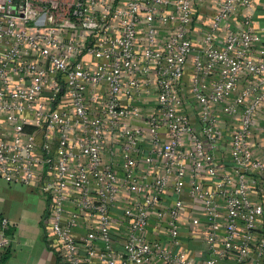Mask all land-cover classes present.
<instances>
[{
    "label": "built area",
    "instance_id": "obj_1",
    "mask_svg": "<svg viewBox=\"0 0 264 264\" xmlns=\"http://www.w3.org/2000/svg\"><path fill=\"white\" fill-rule=\"evenodd\" d=\"M260 1L0 0V178L52 202L62 264H196L187 197L204 264H262Z\"/></svg>",
    "mask_w": 264,
    "mask_h": 264
},
{
    "label": "crops",
    "instance_id": "obj_2",
    "mask_svg": "<svg viewBox=\"0 0 264 264\" xmlns=\"http://www.w3.org/2000/svg\"><path fill=\"white\" fill-rule=\"evenodd\" d=\"M212 5L202 9L200 22L206 23L209 13L213 10ZM253 13L255 26L263 28L264 0L255 6ZM263 122L264 109L258 111L256 125L261 128ZM133 123L139 125V122ZM226 153H228L227 149L222 150V155L225 156ZM256 154L259 156L260 152L258 151ZM184 202L181 218L182 241L177 250L185 252L196 264H204L205 235L203 227L194 226L190 222L192 210L200 206L188 197L184 198ZM130 206V200L127 197H122L114 210L115 218L119 219L124 210ZM51 212L52 202L42 195L37 185L32 187L10 185L0 178V221L7 219L10 222L7 234L12 237L11 246L0 252V264H60V251L50 228ZM157 216V214L153 215L148 235L152 239L160 238L169 243L170 241L163 230V223ZM117 224L119 223L117 222ZM121 230L118 228L117 232ZM262 264H264V260Z\"/></svg>",
    "mask_w": 264,
    "mask_h": 264
},
{
    "label": "trees",
    "instance_id": "obj_3",
    "mask_svg": "<svg viewBox=\"0 0 264 264\" xmlns=\"http://www.w3.org/2000/svg\"><path fill=\"white\" fill-rule=\"evenodd\" d=\"M59 261H60V264H62V258L60 257V255H59ZM226 264H231V262L226 263Z\"/></svg>",
    "mask_w": 264,
    "mask_h": 264
}]
</instances>
